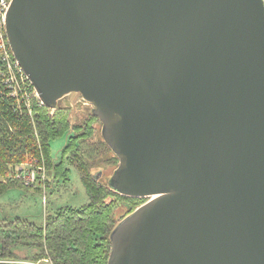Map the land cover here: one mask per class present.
<instances>
[{
	"label": "water",
	"instance_id": "1",
	"mask_svg": "<svg viewBox=\"0 0 264 264\" xmlns=\"http://www.w3.org/2000/svg\"><path fill=\"white\" fill-rule=\"evenodd\" d=\"M6 22L44 105L99 117L104 183L149 198L108 264H264V0H13Z\"/></svg>",
	"mask_w": 264,
	"mask_h": 264
},
{
	"label": "trees",
	"instance_id": "2",
	"mask_svg": "<svg viewBox=\"0 0 264 264\" xmlns=\"http://www.w3.org/2000/svg\"><path fill=\"white\" fill-rule=\"evenodd\" d=\"M72 111L71 105L55 110L42 106L35 110L34 122L0 114V194L22 185L14 178L16 170L31 164L44 165L55 181L64 182L75 167L89 197L81 207L65 206L46 215L42 225L19 216L1 218L0 264H108L112 230L146 202L144 197L120 194L104 183L103 176L96 177L98 170L111 175L119 158L103 139L99 117L79 103L74 116ZM62 136L66 142L54 156L51 142ZM19 248L36 251L24 258Z\"/></svg>",
	"mask_w": 264,
	"mask_h": 264
},
{
	"label": "rangeland",
	"instance_id": "3",
	"mask_svg": "<svg viewBox=\"0 0 264 264\" xmlns=\"http://www.w3.org/2000/svg\"><path fill=\"white\" fill-rule=\"evenodd\" d=\"M74 95H70L60 101L59 104L67 105L72 103ZM81 104L82 109L91 110V107ZM102 129V126L99 127ZM102 132V130H101ZM66 142V137H59L51 142L52 154L54 156L60 153V150ZM69 181H55L50 173H46L49 182H37L34 186L16 185L0 194V219L22 217L27 218L38 225L44 224L46 215L55 213L58 209L65 206L81 207L88 202L89 197L86 188L81 180V174L75 167H70ZM112 169H106L111 172ZM97 176H103V180H107L104 171ZM41 181V180H40ZM149 198H146V201ZM126 215L124 213L120 218ZM35 248H19L17 253L21 257H26L35 252ZM48 264V263H46Z\"/></svg>",
	"mask_w": 264,
	"mask_h": 264
},
{
	"label": "built area",
	"instance_id": "4",
	"mask_svg": "<svg viewBox=\"0 0 264 264\" xmlns=\"http://www.w3.org/2000/svg\"><path fill=\"white\" fill-rule=\"evenodd\" d=\"M12 1L0 0V114L12 113L17 118L29 117L34 122L35 110L45 105L9 42L6 21ZM46 173L44 165L22 164L14 178L23 185L34 186L37 182L44 184Z\"/></svg>",
	"mask_w": 264,
	"mask_h": 264
},
{
	"label": "crops",
	"instance_id": "5",
	"mask_svg": "<svg viewBox=\"0 0 264 264\" xmlns=\"http://www.w3.org/2000/svg\"><path fill=\"white\" fill-rule=\"evenodd\" d=\"M34 253H35V252H33L32 254H34ZM32 254H31V255H32ZM28 256H30V255H27L26 257H28ZM24 258H25V257H24ZM39 263H40V262H39Z\"/></svg>",
	"mask_w": 264,
	"mask_h": 264
}]
</instances>
